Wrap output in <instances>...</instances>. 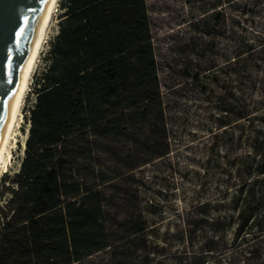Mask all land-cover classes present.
Returning a JSON list of instances; mask_svg holds the SVG:
<instances>
[{"label": "rangeland", "instance_id": "obj_1", "mask_svg": "<svg viewBox=\"0 0 264 264\" xmlns=\"http://www.w3.org/2000/svg\"><path fill=\"white\" fill-rule=\"evenodd\" d=\"M145 3L169 151L143 161L139 144L136 167L106 191L110 246L74 264H264V210L244 205L258 187L254 130L264 133V0ZM62 11L59 0L0 192L20 165L34 75ZM132 143L125 140V152ZM125 163L111 156L106 168L114 176Z\"/></svg>", "mask_w": 264, "mask_h": 264}, {"label": "trees", "instance_id": "obj_2", "mask_svg": "<svg viewBox=\"0 0 264 264\" xmlns=\"http://www.w3.org/2000/svg\"><path fill=\"white\" fill-rule=\"evenodd\" d=\"M60 6L57 33L34 75L20 165L1 179L0 264H74L110 246L109 185L136 167L139 144L143 161L169 151L145 0ZM257 119L264 126V111ZM254 132L258 187L244 205L264 210V133ZM125 140L133 142L127 152ZM111 156L126 159L114 176L106 168Z\"/></svg>", "mask_w": 264, "mask_h": 264}, {"label": "water", "instance_id": "obj_3", "mask_svg": "<svg viewBox=\"0 0 264 264\" xmlns=\"http://www.w3.org/2000/svg\"><path fill=\"white\" fill-rule=\"evenodd\" d=\"M46 2L0 0V133Z\"/></svg>", "mask_w": 264, "mask_h": 264}, {"label": "bare ground", "instance_id": "obj_4", "mask_svg": "<svg viewBox=\"0 0 264 264\" xmlns=\"http://www.w3.org/2000/svg\"><path fill=\"white\" fill-rule=\"evenodd\" d=\"M58 2L59 0H47L37 21L38 26L34 33L32 43L21 65L20 80L13 94L0 133V173L5 169L7 162L10 160L12 145L16 141L15 132L18 130L17 127L22 116L24 101ZM25 138L26 136L23 139V147L25 145Z\"/></svg>", "mask_w": 264, "mask_h": 264}]
</instances>
